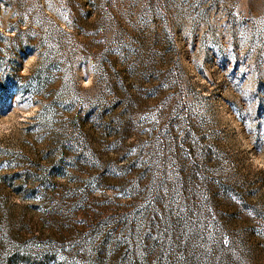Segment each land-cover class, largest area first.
I'll return each instance as SVG.
<instances>
[{
  "label": "rangeland",
  "instance_id": "rangeland-1",
  "mask_svg": "<svg viewBox=\"0 0 264 264\" xmlns=\"http://www.w3.org/2000/svg\"><path fill=\"white\" fill-rule=\"evenodd\" d=\"M0 264H264V0H0Z\"/></svg>",
  "mask_w": 264,
  "mask_h": 264
}]
</instances>
